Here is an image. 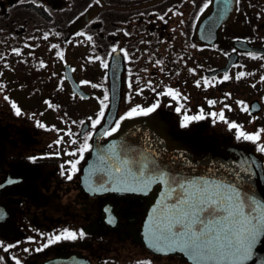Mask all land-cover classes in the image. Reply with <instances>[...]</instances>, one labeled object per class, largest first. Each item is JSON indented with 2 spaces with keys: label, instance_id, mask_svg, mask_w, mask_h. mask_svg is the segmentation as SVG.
Returning <instances> with one entry per match:
<instances>
[{
  "label": "flooded vegetation",
  "instance_id": "flooded-vegetation-1",
  "mask_svg": "<svg viewBox=\"0 0 264 264\" xmlns=\"http://www.w3.org/2000/svg\"><path fill=\"white\" fill-rule=\"evenodd\" d=\"M111 69L102 140L139 117V144L151 128L189 156L231 140L264 162V0H0V264H192L142 241L160 184L115 165L144 160L129 136L97 189L82 179Z\"/></svg>",
  "mask_w": 264,
  "mask_h": 264
},
{
  "label": "water",
  "instance_id": "water-1",
  "mask_svg": "<svg viewBox=\"0 0 264 264\" xmlns=\"http://www.w3.org/2000/svg\"><path fill=\"white\" fill-rule=\"evenodd\" d=\"M116 79L115 72L111 69L110 103L103 118L104 121L99 128H96L93 139H91L92 146L83 168L82 177L88 184H91L89 187L97 189L104 150L119 151L121 143L129 136L131 149L142 148L144 160L141 162V166L136 161H131V165L123 164L124 159L115 162V165L130 169V172H126L137 175L138 182L142 183L150 178L154 184H160L155 198V207L146 219L148 233L143 236V243L153 250L175 253L190 263L196 264L188 250L182 249L178 243H173L172 239L167 238L169 235L168 226L180 215L178 212V194L181 198L185 195L179 185L207 180L214 183V186L220 185L225 190L234 188L241 193L245 216H261L264 215L263 157L250 146L231 140L208 145L204 148L203 153L197 157L189 156L188 152L182 148H170L159 132L157 133L151 128H149L148 141L144 139L142 145L139 144L140 140L135 138L137 126L139 123H145L139 117H133L123 122L118 130L102 141L101 135L115 118L116 107L119 104L120 85L116 83ZM106 163L109 164L108 160ZM141 171L144 173L143 177L140 176ZM160 176L165 179H159ZM220 215H226V213ZM200 227L197 225L196 230L199 231ZM206 264H213V262L209 261ZM234 264H264V222H262L260 232L251 246L248 258L234 261Z\"/></svg>",
  "mask_w": 264,
  "mask_h": 264
},
{
  "label": "snow or ice",
  "instance_id": "snow-or-ice-1",
  "mask_svg": "<svg viewBox=\"0 0 264 264\" xmlns=\"http://www.w3.org/2000/svg\"><path fill=\"white\" fill-rule=\"evenodd\" d=\"M224 79L227 80L228 76H225ZM16 111L19 115V109ZM152 111H154V108H149L143 114L146 115ZM133 113L139 114L136 109H132L129 115ZM100 116H103V112L100 113ZM220 118L223 120V113L220 114ZM99 122V119L94 121L93 127ZM230 126L232 128L237 127L235 124ZM111 131H116V128ZM107 134L110 135L111 132ZM241 137L252 141L259 139L258 134L247 135L242 131L239 133L238 138ZM88 147V144L85 143L80 151L83 152ZM260 151L264 152V146L260 148ZM70 155H75V153H70ZM68 163L71 170L74 171L79 161H69ZM143 175L144 173L141 171L140 176L143 177ZM67 178L71 180L72 175L68 174ZM159 179L164 180L165 178L160 176ZM150 182V180L145 181L144 186L147 187ZM165 182L167 181L165 180ZM179 187L185 195L181 198L178 194V212L180 215L168 226L167 232L169 235L167 238L172 239L173 243H178L182 249L188 250L196 264H202V262L206 264L209 261L213 264H234V261L247 259L250 255L251 246L260 232L262 222H264V215L245 216L241 193L234 188L225 190L220 185L214 186V183L207 180L182 183ZM253 203L256 202L253 201ZM221 213H226V215H220ZM254 220L255 223H253ZM197 225L201 226L199 231L196 230ZM83 235L84 233L81 232L80 236ZM62 238L76 239V233L66 230L63 236H56L54 240ZM5 251H7V248ZM17 264H19V261H17ZM140 264H144V262H140Z\"/></svg>",
  "mask_w": 264,
  "mask_h": 264
}]
</instances>
